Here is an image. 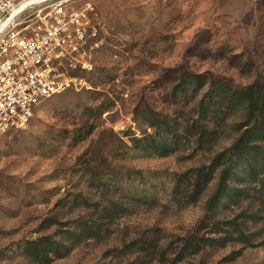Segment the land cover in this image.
Returning a JSON list of instances; mask_svg holds the SVG:
<instances>
[{"label": "rangeland", "instance_id": "rangeland-1", "mask_svg": "<svg viewBox=\"0 0 264 264\" xmlns=\"http://www.w3.org/2000/svg\"><path fill=\"white\" fill-rule=\"evenodd\" d=\"M92 2L77 80L0 133V264H264V0Z\"/></svg>", "mask_w": 264, "mask_h": 264}, {"label": "built area", "instance_id": "built-area-1", "mask_svg": "<svg viewBox=\"0 0 264 264\" xmlns=\"http://www.w3.org/2000/svg\"><path fill=\"white\" fill-rule=\"evenodd\" d=\"M92 0H0V133L24 128L44 100L64 92L94 25Z\"/></svg>", "mask_w": 264, "mask_h": 264}, {"label": "trees", "instance_id": "trees-1", "mask_svg": "<svg viewBox=\"0 0 264 264\" xmlns=\"http://www.w3.org/2000/svg\"><path fill=\"white\" fill-rule=\"evenodd\" d=\"M73 74H74V73H73ZM195 78H196L197 80H200V77H195ZM199 82H200L199 86L202 85V82H201V81H199ZM223 179H224V178H222V181H223Z\"/></svg>", "mask_w": 264, "mask_h": 264}]
</instances>
